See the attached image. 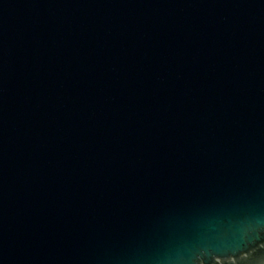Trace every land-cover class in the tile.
<instances>
[{
    "label": "water",
    "instance_id": "water-1",
    "mask_svg": "<svg viewBox=\"0 0 264 264\" xmlns=\"http://www.w3.org/2000/svg\"><path fill=\"white\" fill-rule=\"evenodd\" d=\"M0 264H264V0H0Z\"/></svg>",
    "mask_w": 264,
    "mask_h": 264
}]
</instances>
